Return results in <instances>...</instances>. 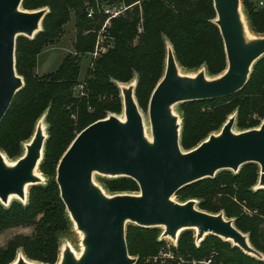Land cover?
<instances>
[{"label": "trees", "instance_id": "trees-1", "mask_svg": "<svg viewBox=\"0 0 264 264\" xmlns=\"http://www.w3.org/2000/svg\"><path fill=\"white\" fill-rule=\"evenodd\" d=\"M119 3L128 7L111 20L104 33L112 38L108 51L100 55L88 70L78 97L73 89L78 84L79 59L92 53L97 37L106 20L96 3ZM250 30L264 35V8L250 0H242ZM47 7L38 32L33 39L18 37L15 43V71L24 86L14 96L0 122V152L9 158L20 157L33 135L38 119L46 113L48 139L40 170L48 174L43 187L30 189L26 206H0V230L31 226L32 237L15 236L5 247L0 246V264H12L17 250L24 256L43 264H55L60 252L59 232L68 227V216L59 197L55 172L59 160L76 136L89 125L118 114L121 100L116 83H128L136 75L135 98L140 108L147 110L151 94L163 75L166 48L172 46L179 66L189 72L205 67L209 76H218L226 69V58L219 30L213 23L212 0H23L22 9ZM94 7L88 18L86 9ZM73 13L76 35L75 56H66L58 69L50 74L35 73L37 56L53 41L59 39L63 27ZM141 32L138 33V30ZM136 40V43H135ZM182 119L180 146L190 151L220 129L226 118L237 112L236 129L246 131L264 117V57L253 66L248 82L236 94L211 101H194L179 105ZM237 174L221 171L212 179L188 185L175 193L179 203L196 200L205 212H222L233 219L236 228L248 235L255 250L264 255V190L254 189L258 178L255 164L241 167ZM106 190L139 192L137 184L128 178L104 181ZM156 228L128 225L125 232L127 252L137 258L136 264H154L164 242ZM172 259L165 264H192L211 255L213 264H264V261L244 254L237 247L208 235L198 246L192 231H183ZM161 262V261H160Z\"/></svg>", "mask_w": 264, "mask_h": 264}, {"label": "water", "instance_id": "water-1", "mask_svg": "<svg viewBox=\"0 0 264 264\" xmlns=\"http://www.w3.org/2000/svg\"><path fill=\"white\" fill-rule=\"evenodd\" d=\"M23 0H0V122L16 93L24 86L15 71V43L18 37L33 39L42 30L47 9L24 11ZM213 23L222 39L226 69L214 79L204 71L182 75L172 48L166 49L163 75L149 99L147 114L151 140L144 131L135 101L134 87L122 88L124 120L109 116L82 130L69 145L56 168L59 197L70 220L82 235L77 257L66 247L58 264H136L129 256L125 225L163 228L158 240L176 241L183 231H195V245L212 235L237 247L244 254L264 261L248 235L239 231L233 219L220 212L208 213L196 200L175 201L180 189L221 171L238 173L247 164L259 167L254 188L264 190V121L257 129L235 133V116H230L218 134H211L194 149L180 146V123L173 107L194 101L230 97L248 82L254 64L264 57V35L250 39L242 19L240 0H212ZM38 125L25 153L9 166L0 154V203L11 197L26 200L28 186L41 181L36 171L47 140ZM93 174L128 178L139 189L137 195L106 196L92 180ZM13 264H34L18 257Z\"/></svg>", "mask_w": 264, "mask_h": 264}, {"label": "rangeland", "instance_id": "rangeland-1", "mask_svg": "<svg viewBox=\"0 0 264 264\" xmlns=\"http://www.w3.org/2000/svg\"><path fill=\"white\" fill-rule=\"evenodd\" d=\"M250 1L253 2L255 7L264 8V0H250ZM260 2H262L263 5L260 6V4H259ZM41 9H47L49 11V9L47 7H43V8L36 9V10H41ZM240 9H241V14H242V19H243V21H244V23H245V25H246V27L248 29V35H249L248 37L250 39L259 38L260 35H256L255 33H253L250 30L249 21H248L247 15L245 13L242 0H240ZM36 10H24V11L31 12V11H36ZM63 33L64 34L59 39L53 41L48 46H46L40 52V54L37 56V67H36L35 73L38 76H43V75H47V74L55 72L58 69V67L61 65L63 59L66 56H68V55L72 56V57L75 56V49H74L73 43H74V40H75L76 29H75V21H74L73 13H71V15H70V21L66 25H64ZM135 43H136V40H135ZM165 48L166 49L167 48H172V46L170 45L169 42H166L165 43ZM95 60L96 59H92L90 56H83V57H81L79 59V69H80V71H79V76H78V84L73 89V93H74L75 97H78L80 95V93L82 91V87L84 85V81L86 80V78L89 77L88 70L90 69V67L92 66V64H93V62ZM178 68H179L180 74H182V75L194 76L198 71H204L205 75H206V77L208 79H214V78L217 77V76H209L207 74V72H206L205 67H200V69H198L195 72H189V71L181 68L179 65H178ZM137 83H138V77L136 75L128 83H116L117 88L119 90V96H120V100H121L122 109H121V111L118 114H116V113H107L106 114V118L109 117V116H115L119 120H124V112H123V105H122L121 90H122V88H126L128 86H132V87H134V94H135V88L137 86ZM135 101H136V98H135ZM136 103H137V101H136ZM137 106H138L139 112H140V114L142 116L145 135L147 136V138L149 140H151L150 124H149L147 110L145 111L142 108H140L138 103H137ZM173 113H174L175 116H177L178 121L180 123V127H181L182 126V119H181V114H180V111H179V105H176V106L173 107ZM232 115L235 116V119L237 121V112L234 111L226 118L224 123L221 125L220 129L217 130L216 132H212L211 134H218L221 131V128L223 127V125L225 124L227 119L230 116H232ZM254 118L258 120L259 124L253 129H256V128L258 129L259 126L264 121V117L255 116ZM236 121H235V126H234L233 131L235 133L243 132V131H240V130L236 129ZM38 125L43 126V130L45 131L46 136H48V123H47V119H46V113H44L38 119V121L36 122L35 127H34V131L37 128ZM34 131H33V133H34ZM30 139H29V141H30ZM47 139H48V137H47ZM183 151L187 152L185 150H183ZM24 153H25V149L23 148V153H22V155L20 157H16V158L11 159L5 153L0 152V154L3 155L5 162L9 166L14 165L17 162V160H19L24 155ZM43 157H44V151H43V156H42V160H41L40 164L43 161ZM257 168H258V171H259V167L258 166H257ZM241 169L242 168H240V170ZM239 171H238V173H239ZM37 173H38L37 175H39L38 177L40 178L41 181L38 183V185L28 186L27 194H26V200L25 201L22 202V201L18 200L16 197H11L9 199V202H8L7 205L4 206V205H2L0 203V206H2V208H9L13 204H19L21 206H26L28 204V201H29L30 189L33 188V187H36V186L43 187L49 181L48 174L43 173L40 170V165H39V167L37 169ZM232 174H235V173H232ZM55 176H56V172H55ZM112 179H117V178H109V177H105V176L98 175V174H93V177H92L93 183L97 187H99L106 196L112 197V196L126 195V194L137 195L139 193V192H115V193L108 192L106 190V186L104 185V181L112 180ZM258 179H259V173H258V178H257L256 184L258 183ZM254 189H256V188H254ZM67 216H68V214H67ZM68 219H69V221H68L67 229L65 231H63V232H59V234L57 236L59 241H60V253H61V251L64 248L69 247L73 251L75 256L78 257L80 255L81 249H82V246H81L82 235L76 231L75 226L72 223V221L70 220L69 216H68ZM128 225H131V224L130 223H126L125 232H126V229H127ZM156 230H157V232L159 234V237H160L162 235L164 229L163 228H156ZM33 232H34V230H33V227H31V226L7 228V229H4L2 231L0 230V246L5 247L7 245V243L10 242L15 236L32 237L33 236ZM192 232L195 235V231L193 230ZM178 239H179V237L177 238L176 241H172L169 238H165V239H163L162 237L160 238V240H162L164 242V246H163L164 248L163 249H165V251L170 253V254L172 253L173 249H175L177 247ZM198 244L199 243H197V245ZM21 256L24 257L28 262H31V263H34V264H43V263H40V262H37V261H33V260L27 259L24 256L22 250H17L15 260H17V258L21 257ZM59 257H60V255L58 256V260H57V262L55 264H58ZM155 259L153 260L154 264H165V262H163L162 260H156L155 261Z\"/></svg>", "mask_w": 264, "mask_h": 264}, {"label": "built area", "instance_id": "built-area-1", "mask_svg": "<svg viewBox=\"0 0 264 264\" xmlns=\"http://www.w3.org/2000/svg\"><path fill=\"white\" fill-rule=\"evenodd\" d=\"M260 6L263 5L262 2L259 3ZM96 8L98 11H102V13L106 16V20L101 28V31L97 37L95 47L92 53L88 54L92 59H97L100 55L106 53L112 43V38H106L104 33L110 28L111 20L122 15L128 7H125L121 2L119 3H96ZM95 13L94 7H89L86 9V14L88 18H92ZM141 32V29L138 30V33ZM158 259H172V254L168 252H160ZM157 258L155 259V261ZM192 264H213V256L211 255L208 259L204 261H193Z\"/></svg>", "mask_w": 264, "mask_h": 264}, {"label": "bare ground", "instance_id": "bare-ground-1", "mask_svg": "<svg viewBox=\"0 0 264 264\" xmlns=\"http://www.w3.org/2000/svg\"><path fill=\"white\" fill-rule=\"evenodd\" d=\"M247 34H248V31H247ZM248 36H249V35H248ZM36 174H38L37 171H36ZM37 176H39V175H37Z\"/></svg>", "mask_w": 264, "mask_h": 264}]
</instances>
